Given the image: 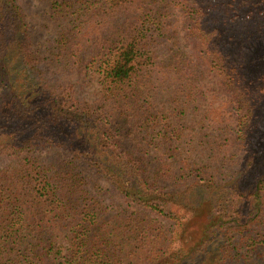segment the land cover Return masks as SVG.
<instances>
[{
	"label": "trees",
	"instance_id": "obj_1",
	"mask_svg": "<svg viewBox=\"0 0 264 264\" xmlns=\"http://www.w3.org/2000/svg\"><path fill=\"white\" fill-rule=\"evenodd\" d=\"M42 1L50 60L77 80L44 74L23 7L0 0V156L12 160L0 166V264H264V0ZM236 35L260 44L254 78ZM206 73L246 155L219 181L184 156L187 117L225 131L205 106ZM92 80L95 97L78 96ZM77 159L126 207L112 211Z\"/></svg>",
	"mask_w": 264,
	"mask_h": 264
},
{
	"label": "rangeland",
	"instance_id": "obj_2",
	"mask_svg": "<svg viewBox=\"0 0 264 264\" xmlns=\"http://www.w3.org/2000/svg\"><path fill=\"white\" fill-rule=\"evenodd\" d=\"M17 1L21 4L26 13V19L29 24L28 37L32 46L38 50L40 56L45 58L40 64L42 71L46 76L52 77L56 82H62L63 80L69 79L70 75L67 71L50 60L52 52L55 49L57 30L54 21L49 16L47 4L42 0ZM177 18L179 23L183 21L181 15ZM179 33L180 35L182 34L181 32ZM236 38L240 40L237 41L234 48H237L238 52H244L245 62L247 63L248 61L247 64H244L247 76L254 78L258 75V71L262 67L259 66V64L249 65V60L252 56L250 51L255 49L256 52L260 44L254 48L256 46L255 42L251 41L250 43H246V40H243V37H239L238 35H236ZM181 41L184 44L185 51L190 54H192L193 49L199 50L201 48L199 43L189 41L185 38H181ZM262 44L264 46V42ZM70 79L76 81L77 77L76 75H73ZM203 81V89L206 90L207 96L205 106L214 109L218 100L226 98L225 94L222 92L219 82L211 74L206 73ZM76 91L78 96H83L89 100L92 99L95 97V81L92 80L85 86H80L78 84ZM159 99L160 101H163V95L162 98L160 96ZM260 110L264 115V101ZM215 114L220 117L222 122L221 126H224L225 131L214 132L210 129H200L198 125L193 122L195 120H193L191 116L187 117L185 123L188 126V129L185 130L183 136V146L186 151L184 153L186 161L195 168L192 171L194 174H214L215 180L219 181L221 179H228L233 171L238 170L246 155L239 149L235 142V115L233 109L228 104L226 110ZM254 124L256 125V130H264V117L259 115L256 116ZM262 133H264V131H262ZM258 151L261 155V150ZM62 155L70 157L69 153L66 151H63ZM262 160L264 161V155L262 156ZM11 162L12 160L10 158L0 156V166L10 164ZM76 162L85 174L89 185L95 187L96 192L112 211H118L123 209V207H126L124 206L126 205L124 202L112 194L110 184L94 167L89 163L83 162L81 159H77ZM134 208V206H129V209ZM162 220L164 221L165 218H162Z\"/></svg>",
	"mask_w": 264,
	"mask_h": 264
},
{
	"label": "clouds",
	"instance_id": "obj_3",
	"mask_svg": "<svg viewBox=\"0 0 264 264\" xmlns=\"http://www.w3.org/2000/svg\"><path fill=\"white\" fill-rule=\"evenodd\" d=\"M227 105H228V100H227V98H224V99H222V100H218V101H217V105H216V107L213 109V111H214L215 113H221V112H223L224 110H226ZM210 119H211V118H210Z\"/></svg>",
	"mask_w": 264,
	"mask_h": 264
}]
</instances>
